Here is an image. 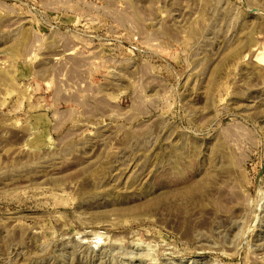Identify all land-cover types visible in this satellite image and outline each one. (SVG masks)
<instances>
[{"label":"rangeland","instance_id":"374dc122","mask_svg":"<svg viewBox=\"0 0 264 264\" xmlns=\"http://www.w3.org/2000/svg\"><path fill=\"white\" fill-rule=\"evenodd\" d=\"M264 0H0V264H264Z\"/></svg>","mask_w":264,"mask_h":264},{"label":"water","instance_id":"95a60500","mask_svg":"<svg viewBox=\"0 0 264 264\" xmlns=\"http://www.w3.org/2000/svg\"><path fill=\"white\" fill-rule=\"evenodd\" d=\"M263 168H264V166H263Z\"/></svg>","mask_w":264,"mask_h":264}]
</instances>
